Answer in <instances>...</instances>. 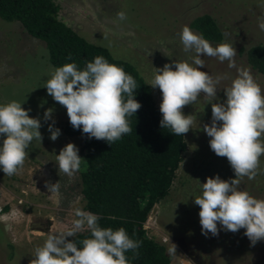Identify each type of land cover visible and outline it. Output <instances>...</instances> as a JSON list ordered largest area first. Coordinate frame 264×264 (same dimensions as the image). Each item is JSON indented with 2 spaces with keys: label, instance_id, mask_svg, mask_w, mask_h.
I'll return each mask as SVG.
<instances>
[{
  "label": "rangeland",
  "instance_id": "obj_1",
  "mask_svg": "<svg viewBox=\"0 0 264 264\" xmlns=\"http://www.w3.org/2000/svg\"><path fill=\"white\" fill-rule=\"evenodd\" d=\"M59 6V19L88 42L106 48L116 59L130 62L151 87L159 107L162 95L151 82L155 68L173 61L192 64L193 52H185L179 33L183 26L201 15H210L220 27L223 39L210 43L232 44L237 55V68H249L256 83L264 91V76L248 65L245 51L253 45L264 46V31L258 27V17L264 16V0H54ZM125 12L127 19L118 20L117 13ZM191 29V28H190ZM192 30V29H191ZM193 31V30H192ZM197 34L195 31H193ZM212 77L223 76L218 85L217 101L226 97L223 88L237 75L236 68L217 58L201 57ZM195 67V65H193ZM52 67L44 44L29 37L17 22L0 19V104L10 101L30 109L31 118H39L42 142L33 140L22 169L13 176L0 170V264H29L34 249L42 246L49 232L67 230L75 219L74 210H84L79 171L69 177L59 172L56 155L68 143L78 148L82 157L83 141L68 138L63 126L68 121L66 109L47 94L44 87ZM173 70L174 66H173ZM213 101V102H217ZM203 94L194 104L183 108L192 115V129L184 135L187 149L176 171L168 196L152 209L145 223L148 235L166 248L175 245L171 264H264V241L254 246L244 235V229L233 233L219 223L218 235L202 234L199 206L194 199L202 194L206 178L219 176L230 181L234 171L226 157H218L209 146L211 139L202 130L211 124V104ZM53 109L52 119L45 121L44 112ZM60 130L52 141L48 126ZM219 124V122H218ZM4 137L0 135V145ZM264 139V138H262ZM45 181L59 182L58 194H51ZM238 190L264 199V156L253 180L244 177ZM71 241L72 237L67 238ZM169 253V252H168ZM193 256L199 259L195 262Z\"/></svg>",
  "mask_w": 264,
  "mask_h": 264
},
{
  "label": "clouds",
  "instance_id": "obj_2",
  "mask_svg": "<svg viewBox=\"0 0 264 264\" xmlns=\"http://www.w3.org/2000/svg\"><path fill=\"white\" fill-rule=\"evenodd\" d=\"M117 19L126 20V13L118 12ZM258 27L264 31V16L258 17ZM179 36L184 51L194 55L192 64L173 61L155 68L151 86L158 88L162 95L160 127L184 136L192 129L194 119L192 115H184L183 108L194 104L201 94L211 104V124L203 125L202 130L211 138L210 149L218 157L227 158L235 178L226 181L217 175L201 184L202 194L194 199L200 209L201 232L218 235V223L233 233L244 229V235L254 246L264 241V199L254 198L238 188L244 177L249 180L256 177L260 157L264 156V91L249 68H237V52L232 44L213 47L188 26L182 27ZM204 56L217 58L221 63L227 61L229 68H236V77L223 88L226 97L223 102L217 101V92L225 77H212L201 71L205 67L201 58ZM44 87L66 109L73 129H81L89 139L109 144L132 132L128 117L141 107L134 99L136 80L102 56L87 62L83 70H78L75 63L55 68ZM30 111L17 101L0 104V135L4 137L0 145V170L6 176H13L23 168L28 158L26 150L34 139L42 142L40 119L31 118ZM52 114L53 109L45 110L43 119H52ZM53 124L54 120L48 131L49 138L55 141L60 130L53 128ZM55 158L59 172L69 177L79 171L83 159L73 143L66 144ZM45 187L49 193L58 194L60 184L45 181ZM73 214L75 219L67 230L47 233L43 245L34 249V258L29 264H129L125 253L132 250L138 255L136 250L141 242L129 238L124 228H102L98 225L99 216L80 208ZM82 231H88L90 237L80 241L82 247L78 248L67 238ZM168 252L175 254V245Z\"/></svg>",
  "mask_w": 264,
  "mask_h": 264
},
{
  "label": "trees",
  "instance_id": "obj_3",
  "mask_svg": "<svg viewBox=\"0 0 264 264\" xmlns=\"http://www.w3.org/2000/svg\"><path fill=\"white\" fill-rule=\"evenodd\" d=\"M59 10L54 0H0V19L17 22L29 37L41 41L52 67L75 63L78 70H83L87 62L102 56L136 80L134 99L141 107L128 117L132 132L109 144L89 139L81 129H73L68 120L63 134L83 141L79 179L84 211L99 216L100 227L113 230L122 227L129 238L141 242L136 250L138 255L132 250L125 253L129 264H171L168 249L148 235L145 223L154 206L170 192L187 149L185 137L160 127L162 114L154 102L152 89L135 66L85 40L59 19ZM190 28L209 43L217 44L223 39L220 27L210 15L195 17ZM245 56L251 69L264 76V46H250ZM0 231L3 235L1 228ZM89 237L88 231H82L71 241L79 248L80 241Z\"/></svg>",
  "mask_w": 264,
  "mask_h": 264
},
{
  "label": "flooded vegetation",
  "instance_id": "obj_4",
  "mask_svg": "<svg viewBox=\"0 0 264 264\" xmlns=\"http://www.w3.org/2000/svg\"><path fill=\"white\" fill-rule=\"evenodd\" d=\"M193 258H194V260H195V262H197L196 260H198L199 259V257L198 256H193ZM198 264H201V262H197Z\"/></svg>",
  "mask_w": 264,
  "mask_h": 264
}]
</instances>
